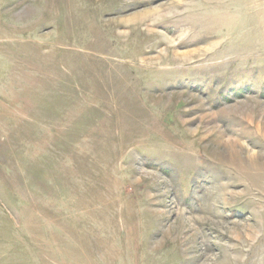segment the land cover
Instances as JSON below:
<instances>
[{
  "label": "rangeland",
  "instance_id": "obj_1",
  "mask_svg": "<svg viewBox=\"0 0 264 264\" xmlns=\"http://www.w3.org/2000/svg\"><path fill=\"white\" fill-rule=\"evenodd\" d=\"M0 264H264V0H0Z\"/></svg>",
  "mask_w": 264,
  "mask_h": 264
}]
</instances>
